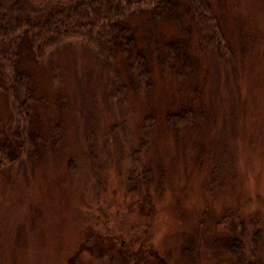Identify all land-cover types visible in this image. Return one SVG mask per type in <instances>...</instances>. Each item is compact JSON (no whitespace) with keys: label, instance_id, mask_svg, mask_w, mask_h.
Instances as JSON below:
<instances>
[{"label":"rangeland","instance_id":"1","mask_svg":"<svg viewBox=\"0 0 264 264\" xmlns=\"http://www.w3.org/2000/svg\"><path fill=\"white\" fill-rule=\"evenodd\" d=\"M207 1L212 50L184 0L132 16L146 80L78 44L0 68V264H264V0Z\"/></svg>","mask_w":264,"mask_h":264},{"label":"trees","instance_id":"2","mask_svg":"<svg viewBox=\"0 0 264 264\" xmlns=\"http://www.w3.org/2000/svg\"><path fill=\"white\" fill-rule=\"evenodd\" d=\"M180 1L0 0V68L11 72V63L21 45L32 52L36 61H40L56 49L64 50L69 44H78L91 58L108 63L116 54H122L125 63L135 69L136 76L145 79L148 74L147 57L145 50L137 46L132 16L141 12L147 21H162L172 16L174 7ZM184 2L202 41L212 50L220 36L210 3L207 0ZM210 21L215 23L212 25ZM41 62L44 64L43 60ZM52 69L53 66H50L49 71L52 72ZM12 73L11 93L15 105L20 106L30 99L28 92L31 86L28 87L23 77L15 76L16 71ZM117 89L118 86L112 87L110 94ZM168 117L173 125L178 126L179 120L182 121V112ZM188 118L185 116L184 120ZM41 139L46 142V138ZM33 141H39V137Z\"/></svg>","mask_w":264,"mask_h":264},{"label":"flooded vegetation","instance_id":"3","mask_svg":"<svg viewBox=\"0 0 264 264\" xmlns=\"http://www.w3.org/2000/svg\"><path fill=\"white\" fill-rule=\"evenodd\" d=\"M250 262H251V264H253V262L251 260L249 261V264H250Z\"/></svg>","mask_w":264,"mask_h":264},{"label":"water","instance_id":"4","mask_svg":"<svg viewBox=\"0 0 264 264\" xmlns=\"http://www.w3.org/2000/svg\"><path fill=\"white\" fill-rule=\"evenodd\" d=\"M250 264H251V262H250Z\"/></svg>","mask_w":264,"mask_h":264}]
</instances>
